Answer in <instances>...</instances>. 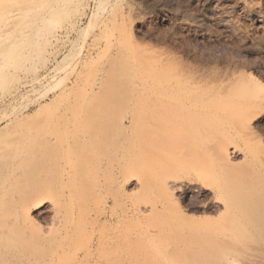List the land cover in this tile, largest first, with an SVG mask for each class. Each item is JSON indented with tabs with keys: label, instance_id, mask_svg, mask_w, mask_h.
<instances>
[{
	"label": "bare ground",
	"instance_id": "6f19581e",
	"mask_svg": "<svg viewBox=\"0 0 264 264\" xmlns=\"http://www.w3.org/2000/svg\"><path fill=\"white\" fill-rule=\"evenodd\" d=\"M81 1L0 0V99L40 82ZM106 25L88 48L98 59L47 86L60 90L35 118L6 115L22 136L0 152V264H264V128L242 118L259 88L197 90L123 24ZM195 188L206 200L180 210L173 196ZM45 199L57 219L46 232L30 219Z\"/></svg>",
	"mask_w": 264,
	"mask_h": 264
},
{
	"label": "rangeland",
	"instance_id": "374dc122",
	"mask_svg": "<svg viewBox=\"0 0 264 264\" xmlns=\"http://www.w3.org/2000/svg\"><path fill=\"white\" fill-rule=\"evenodd\" d=\"M80 4L79 8H73L71 11L73 20L76 23L79 22L78 29L70 33L68 40L70 43H64L67 46L58 44L54 47L56 55L54 53L53 57H50L49 61L42 65L45 66L44 68L40 67L43 70L40 68L38 70L37 74L39 77L42 76L40 82L32 85L30 80H24L13 87H17L16 89L12 88L13 90H9L7 96L0 99V139H2L0 140L2 149L0 152L4 151L10 145L8 142L11 143V140L16 139L19 133L17 137L22 136L21 131L19 133L13 131H18L17 127L11 125L12 128H10L11 126L5 128L6 117L17 115L21 111H23L24 117L25 115L36 116L34 113L37 111V106L49 102L55 96L54 93L57 94L60 90V88L57 90L60 84L59 87L70 84L74 76V69L76 70L80 64L78 63L79 59L81 62L85 58L87 60L88 57L89 59L93 56L96 57L93 55V51L90 52L91 48L89 47L98 40L100 28L106 24L112 28V25L123 24L126 35L132 43L134 42L143 50L146 49L147 52H152L149 54L158 56L165 64L172 65L182 71L180 73H183V78L196 86L197 90L219 88L225 91L232 89L240 81L241 83L249 81V84L253 82L252 86L255 85L259 88H257L260 91L257 94L259 99H256L255 104L249 106L248 110L250 111L247 109L246 112L243 111L244 117L242 118L253 128H264V0H82ZM129 35L133 37V40ZM73 46L74 48H72ZM68 47L72 48L70 55H68ZM56 48L58 49L56 50ZM78 54L79 56H77ZM85 55L86 57L81 58ZM96 58L94 60L98 59ZM70 68H72L71 71ZM65 70L72 73H68L70 77L65 74ZM48 72L51 73L48 74ZM63 75L64 79L61 78ZM56 81H60V84L55 91H52V88L49 90L48 88L52 87L51 84ZM35 97L36 100H34ZM39 118H43V116ZM224 142L220 141L219 143L224 145ZM54 150L57 152L56 149ZM56 152L54 157L63 155V158L59 159H63V162L65 160L64 163H66L67 156L64 159V153L57 154ZM69 157L67 163L71 162H69ZM239 160L240 158H236L235 162L240 163L241 160ZM63 162L61 163L63 164ZM186 173L185 176L189 177L184 176L185 179L198 183V178L191 170ZM179 194H175L173 198L176 206L182 211L199 206L206 200V195L197 188ZM92 199L89 200L88 206L92 211H95V200L92 201ZM45 200L31 210L30 219L33 226L46 232L53 224L57 223V219H55L51 204L48 203L49 199ZM106 205L104 209L108 212L113 204L109 200ZM102 221L104 222L105 219ZM101 223V226L97 224L100 227L93 226L94 233L102 229ZM110 223V218L107 217L105 226L109 228ZM55 226L53 225V227Z\"/></svg>",
	"mask_w": 264,
	"mask_h": 264
}]
</instances>
